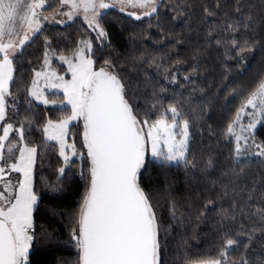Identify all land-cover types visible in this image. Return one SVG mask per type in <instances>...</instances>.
Wrapping results in <instances>:
<instances>
[{"label": "snow or ice", "instance_id": "1", "mask_svg": "<svg viewBox=\"0 0 264 264\" xmlns=\"http://www.w3.org/2000/svg\"><path fill=\"white\" fill-rule=\"evenodd\" d=\"M193 9L190 0H0V264H34L42 240L73 248L74 264H169L173 226H165L162 197L172 221L190 222L195 212L200 225L215 213V254L193 260L181 242L179 264H264V0L202 3L203 43L182 76L178 52L169 65L172 53L126 57L113 47L114 12L133 24L147 19L139 36L165 47L182 46L183 32L195 30ZM77 24V35L67 32ZM212 51L215 99H239L219 129L230 165L223 171L217 155L192 150L193 129L203 134L198 122L210 111L196 103L195 80ZM257 56L254 78L236 83ZM254 167L259 181H250ZM172 168L204 178L199 206L145 183L150 169ZM77 181L74 207L58 208ZM42 212L59 227L38 224Z\"/></svg>", "mask_w": 264, "mask_h": 264}, {"label": "trees", "instance_id": "2", "mask_svg": "<svg viewBox=\"0 0 264 264\" xmlns=\"http://www.w3.org/2000/svg\"><path fill=\"white\" fill-rule=\"evenodd\" d=\"M175 2V0H173ZM194 5V16H193V29L192 32L184 31L183 37L185 43L181 45L167 44L165 47H153V43L150 41L143 40L140 36V30L145 28L148 24V20L145 19L143 24L139 22L133 24L129 19H126L124 14L112 13L107 19L112 22L118 18V23L114 24V27L110 28V31L115 35L113 39V47L116 48L117 52L123 56L131 57L132 55H139L141 52L147 51L149 53H155L156 55H164L166 53H172L171 59L168 61L169 65L172 61L177 59L175 53H179V58L186 61L185 65L179 68L181 76L191 70L192 54L194 50L200 47L203 43L202 37L197 35V31H202V25L198 24V18L200 16V5L202 3H213L214 0H190ZM254 3L259 4V0H253ZM230 7V5H226ZM154 23V21H153ZM79 24L75 25L71 29H67L68 33H72L73 36L79 32ZM53 31L62 32L65 29L57 27ZM177 33L180 29H175ZM136 36V42H132V37ZM71 39V37H70ZM159 39L155 35L153 30V41ZM40 53L33 52L32 59L39 56ZM218 54L212 51L210 54L205 53L200 59V70L199 79L195 80V86L197 87V97L202 96L203 99H197L196 103H203L206 109H209L208 115L204 117V120L198 122L203 127V134L201 135L194 128L193 132L196 133L194 136V142L192 150L199 156H206L209 152L217 155L220 161L219 170H226L230 165L228 164V146L223 143L219 135V129H221L230 117L231 110L239 105V99L232 101L231 104L225 106L223 99V93H221V99L217 101L215 96L220 87V72L217 67L216 56ZM257 59L252 62V67L247 69L245 75H238L235 78L236 83H241L253 79L255 72L258 70ZM35 66V65H33ZM30 78V76H29ZM183 82V81H182ZM189 91L193 87L192 84H188ZM204 89L206 95L202 94L199 89ZM179 91V89L177 90ZM188 93L185 92V96ZM211 101V103H209ZM40 110L43 111V106H40ZM206 125H211L214 129H217V133L214 136H209ZM151 177V179H149ZM215 178V177H214ZM254 179L259 181L261 179L260 170L254 167L253 176L250 181ZM145 183L149 186H157L160 189L166 186L170 189L175 190V196L179 199L183 205L186 201L191 202L199 206V203L205 192L206 188L205 180L199 175L191 176L185 175L183 168L177 169L172 168L167 174L160 172L158 169H150L149 173L145 176ZM80 183L74 182L72 188L65 194L63 201L56 202V206L62 209H69L74 207L75 201L78 199V190ZM199 194V199L197 198ZM45 204H49L48 198L44 201ZM227 206V205H225ZM219 207V205H217ZM182 211L187 212L186 208H182ZM160 212L164 217L165 226L172 225L173 228L167 239V260L169 264H179L181 260V254L178 252V245L181 242H186L188 249L193 260L199 258H205L215 254V213L209 214V220L198 225L195 218V212L192 214L191 221L187 219L183 222L172 221L169 216V205L163 199L160 200ZM67 222L66 219L64 221ZM37 223H46L49 226V230L52 228H58L59 222L54 223L50 218L49 213L42 212ZM60 236L63 239L67 238L66 230L60 229ZM75 250L63 244H56L46 240L38 242L32 259L34 264H74L75 261ZM237 255V254H233Z\"/></svg>", "mask_w": 264, "mask_h": 264}]
</instances>
